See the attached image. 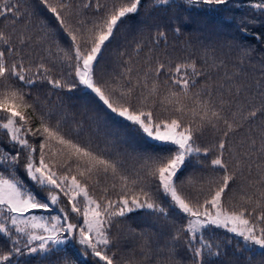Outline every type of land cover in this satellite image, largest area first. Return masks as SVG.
Here are the masks:
<instances>
[{
	"label": "snow or ice",
	"instance_id": "6c2138e0",
	"mask_svg": "<svg viewBox=\"0 0 264 264\" xmlns=\"http://www.w3.org/2000/svg\"><path fill=\"white\" fill-rule=\"evenodd\" d=\"M40 2L55 27L44 23L34 35L27 8L19 0H0V18H12L10 30L0 28V131L7 145H0V239L8 245L7 251L0 248V264H19L16 258L26 256L39 257L41 264H130L112 251V228L119 218L142 210L168 219L154 190L183 220L178 228L171 223L169 259L157 264H184L175 260L182 233L191 264H229L224 257L232 242L216 239L214 229L239 238L233 255L244 256L246 264L252 257L264 258V121L246 130L247 140L241 141L248 144L246 151L231 143L245 125L264 117V81H256L261 97L256 106L240 72H225L223 83H209L213 71L226 65L214 51L210 58L207 46L188 41L179 61L154 55L168 43L167 25L147 20L139 22L141 31L154 32L135 47L137 53L149 48L143 66L133 67L130 60L122 82L106 79L99 72L103 54L121 26L139 15L142 0H86L82 6L73 0ZM230 2L152 0V7L227 8ZM249 7L264 14V0ZM88 9H94V18L85 16ZM17 23L23 28L17 30ZM169 23L174 34H181L178 19ZM33 47L46 55L34 58L25 51ZM235 47L243 64L252 50ZM198 59L206 67L198 66ZM38 82L68 93L82 91L92 104L87 127L70 123L60 105L50 108L39 98L29 99L25 89ZM209 133L213 142L202 147ZM144 137L166 147L144 151L149 147ZM121 145L131 151L121 153ZM210 154L214 158L206 166L199 157ZM194 158L201 169L223 175L182 180Z\"/></svg>",
	"mask_w": 264,
	"mask_h": 264
},
{
	"label": "trees",
	"instance_id": "16d2710c",
	"mask_svg": "<svg viewBox=\"0 0 264 264\" xmlns=\"http://www.w3.org/2000/svg\"><path fill=\"white\" fill-rule=\"evenodd\" d=\"M73 2L77 6H82V3L86 2V0H73ZM101 2H104V0H101ZM181 2L182 0H177V4ZM256 2H259V0H231L227 8L222 6L212 8L197 6L185 9L184 7L172 6L154 9L152 7V0H142L139 15L130 17L127 23L121 26L116 39L109 46L108 50L104 52V58L100 61L99 72L106 79L117 78L121 79L122 82L120 74L128 66L130 60L133 67L143 66L145 55L148 53L149 48L145 46L143 51L137 53L135 47L141 40L149 39L150 32H154V29L141 31L143 26L139 22L147 20L151 23L167 25L165 30L168 33V43L164 45L162 42L160 47L155 49L154 55H170L179 61L186 55L184 46L188 41H191L192 45L197 48L207 46L209 57H212L214 51L215 56L223 59L226 65L225 68L219 71H213L209 83H223L225 72L229 75L233 72H240L242 73L240 82L249 86V91L246 95L250 99L254 98L253 102L256 106H259L261 97L258 94L259 85L256 84V81H264V14L257 9L249 7L250 3ZM19 3L22 8H27L31 14L29 17L31 21L30 34L38 35L41 25L44 23H47L50 28L55 27V22L52 20L51 15L46 12L40 0H19ZM85 16L94 18V9L86 10ZM11 19L10 16L8 19L0 18V28L10 30ZM174 19H178L179 26H181V34L179 35L171 31L173 25L169 22ZM184 21H187L186 25ZM16 28L20 30L23 28V25L17 23ZM59 42L61 46L67 47L64 40H60ZM236 45H246L252 50L251 56L243 64L239 62L240 50L238 47H235ZM25 51L30 53L34 58L46 55L42 48L39 47L28 48ZM197 63L198 66L206 67L203 65L202 60L198 59ZM53 74L54 78L59 79L60 69H54ZM204 82V80L200 81L201 84ZM8 83L16 87L21 86L20 82L15 80H10ZM113 83H115V80H113ZM0 85H2V82H0ZM0 90H2V87H0ZM25 91L31 93L29 99L39 98L50 108H55L57 105L62 106L63 111L70 119V123L80 121L87 127L89 123L87 117L93 114L91 111L92 104L82 91L68 93L66 90L53 89L47 83L40 82L35 86L26 88ZM228 98V93L225 91L224 99L227 100ZM261 121H264V117H261L250 125H245V130L238 132L232 137L231 143L237 147L239 152L246 151L248 148L246 142L241 144V141L247 140L246 130L248 128L255 129ZM35 125L36 122L34 121L33 127ZM142 139L149 146L144 151L149 153L159 152L166 147L147 137ZM5 140L6 136L0 131V145L7 149ZM211 142H213V137L209 133L201 146H207ZM125 149L129 152L131 151L128 145H121L118 151L123 153ZM225 155L227 156V153ZM211 158H214V154H210L208 159H205L203 155L199 157L206 166L209 164ZM254 173L255 170L253 169ZM221 175L223 173L219 171L213 172L210 168L207 171L201 169L196 164V159L194 158L184 171L181 179L201 176L219 177ZM250 178H254V176ZM154 194L157 201L168 209L170 213L168 219L164 217L158 218V214L153 215L148 210H142L129 214L124 218H119L112 228V236L116 242V246L112 248V251L123 262H130V264H157L158 261L169 259L168 248L171 245L167 242L171 240L175 231L171 223L174 222L175 227L178 228L183 223V220L169 207L168 200L162 194L155 192V190ZM96 195H100L99 190L96 191ZM213 233L215 238L221 242L224 240L232 242L231 246L227 248V256L224 257L225 261L229 262V264H246L244 256L233 255L239 242L238 237H234L232 233H228L224 229H214ZM186 235L182 233L181 242L175 245V260L183 261L184 264H191L188 254L183 248V240L186 239ZM243 247L244 245L240 244V248L242 249ZM0 248H3L5 251L8 250L5 239H0ZM69 255L73 260L76 259L74 253L70 252ZM16 260L19 261V264H41L39 257H17ZM43 264H51V261L45 260ZM77 264H79V261H77ZM252 264H264V258L252 257Z\"/></svg>",
	"mask_w": 264,
	"mask_h": 264
}]
</instances>
